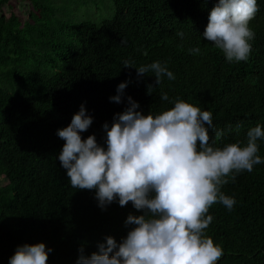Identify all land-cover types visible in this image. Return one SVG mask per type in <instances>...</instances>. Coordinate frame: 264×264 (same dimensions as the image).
Returning a JSON list of instances; mask_svg holds the SVG:
<instances>
[{"label": "trees", "instance_id": "trees-1", "mask_svg": "<svg viewBox=\"0 0 264 264\" xmlns=\"http://www.w3.org/2000/svg\"><path fill=\"white\" fill-rule=\"evenodd\" d=\"M111 2L113 16L96 23L57 15L47 0H0L8 8L0 12V264H9L18 245L36 242L52 249L47 264H76L81 247L90 255L106 236L119 241L127 215L142 214L131 202L102 210L95 190L71 187L57 129L81 104L93 121L81 137L94 134L101 145L102 124L111 126L127 96L144 114L172 107L162 93L210 111L209 143L222 133L216 146L246 143L250 128H264V0L249 22V57L240 62H228L202 36L216 0ZM197 47L199 54L190 53ZM126 60L135 67L166 62L175 79L156 85L152 73L138 77L124 67ZM125 81L123 102H112ZM257 143L264 160V139ZM221 190L236 203L230 211L220 203L209 208L205 234L223 249L217 264H264V163Z\"/></svg>", "mask_w": 264, "mask_h": 264}, {"label": "clouds", "instance_id": "clouds-1", "mask_svg": "<svg viewBox=\"0 0 264 264\" xmlns=\"http://www.w3.org/2000/svg\"><path fill=\"white\" fill-rule=\"evenodd\" d=\"M257 11V0H216L202 36L222 50L228 62L246 61L255 35L249 22ZM177 35L183 38L184 33ZM189 51L199 54L200 48ZM123 66L135 67L127 60ZM135 69L138 77L152 73L156 85L165 76L175 79L166 62ZM126 86L127 81L119 83L109 99L122 103ZM126 99L127 107L114 114L111 126L102 124L104 145L94 134L81 137L93 122L83 104L67 126L57 129L64 141L58 159L72 188L95 190L102 210L117 201L121 207L131 202L142 212L127 215L128 230L119 241L106 236L90 255L81 247L76 264H217L223 249L205 234L213 220L209 208L220 203L233 209L234 197L221 188L234 182L236 174L264 163L257 154L264 128H250L246 143L216 146L222 133L209 143L210 111L162 93L160 99L172 107L144 114L137 101ZM51 251L43 242L24 243L9 264H47Z\"/></svg>", "mask_w": 264, "mask_h": 264}, {"label": "rangeland", "instance_id": "rangeland-1", "mask_svg": "<svg viewBox=\"0 0 264 264\" xmlns=\"http://www.w3.org/2000/svg\"><path fill=\"white\" fill-rule=\"evenodd\" d=\"M55 9L57 15L75 21L91 20L101 23L105 18H111L114 9L111 0H47ZM26 5L19 6L23 18L26 16ZM7 12L6 5H2L0 12ZM5 183V182H3Z\"/></svg>", "mask_w": 264, "mask_h": 264}]
</instances>
